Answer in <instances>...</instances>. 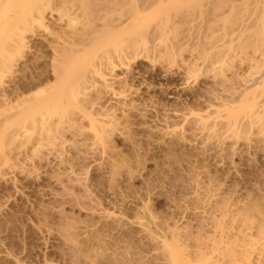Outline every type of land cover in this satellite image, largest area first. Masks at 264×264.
I'll list each match as a JSON object with an SVG mask.
<instances>
[{"label":"rangeland","instance_id":"rangeland-1","mask_svg":"<svg viewBox=\"0 0 264 264\" xmlns=\"http://www.w3.org/2000/svg\"><path fill=\"white\" fill-rule=\"evenodd\" d=\"M40 73L59 111L21 100ZM6 92L0 264H125L124 235L138 264L264 255V0H0Z\"/></svg>","mask_w":264,"mask_h":264},{"label":"bare ground","instance_id":"bare-ground-1","mask_svg":"<svg viewBox=\"0 0 264 264\" xmlns=\"http://www.w3.org/2000/svg\"><path fill=\"white\" fill-rule=\"evenodd\" d=\"M121 26V25H120ZM42 38H44V37H42ZM20 39V38H19ZM19 39H18V41H19ZM23 38L21 37V40H22ZM24 40V43H25V39H23ZM46 41H47V39H46ZM27 42V41H26ZM29 42V41H28ZM34 42V41H33ZM19 43H20V41H19ZM21 43H22V41H21ZM28 44V43H27ZM26 44V45H27ZM32 44V43H31ZM19 45H22V44H19ZM48 45V44H47ZM22 46H24V44L22 45ZM37 46H39V47H42V45L40 46L39 45V43H38V45ZM50 46V45H49ZM17 47V46H16ZM35 47V46H34ZM33 47V48H34ZM65 47V46H64ZM76 47V46H75ZM22 47H19V51H20V49H21ZM26 48V47H25ZM24 48V49H25ZM38 48V47H37ZM36 48V49H37ZM54 48V47H53ZM57 48H58V46H57ZM77 48V47H76ZM18 49V48H17ZM16 49V50H17ZM27 49V48H26ZM61 49V48H60ZM69 49H75V48H69ZM67 47L64 49L63 48V50H64V52L65 51H67V50H69ZM15 50V49H14ZM56 50V49H55ZM58 50H59V48H58ZM57 50V51H58ZM72 50V51H73ZM77 50H78V48L76 49V52H77ZM40 51V50H39ZM54 51V50H53ZM52 51V53L54 54V52ZM62 51V50H61ZM71 51V52H72ZM79 51V50H78ZM84 51V50H83ZM60 52V51H59ZM68 52H70V50L68 51ZM67 52V53H68ZM75 52V51H74ZM74 52H72V53H74ZM75 52V54H77ZM16 53V52H15ZM78 53H80V52H78ZM20 54V53H19ZM56 54V53H55ZM62 54V52L60 53V55ZM58 55V54H57ZM57 55L56 56H54V57H57ZM60 57H58L57 59H59ZM54 59V58H53ZM56 59V60H57ZM54 62V61H53ZM10 63V62H9ZM11 64V63H10ZM16 64V63H15ZM11 65H13V63L11 64ZM10 65V66H11ZM51 65V64H50ZM56 67V66H55ZM7 69V68H6ZM52 71V70H51ZM59 70L57 69V70H54L53 69V71L52 72H54V79L57 81V83L58 82H62V83H64V85L63 86H65L66 88H70L71 86H70V84H68V83H70V81H68V80H65V72L64 71H59ZM3 73V72H2ZM9 73V72H8ZM15 73V72H14ZM17 74V73H16ZM46 74V73H45ZM45 74H41L40 73V76H39V78L35 81V80H33V81H31V83L29 82L28 84H25V85H27L26 87H25V89L27 90H25V92H29V91H31V92H29V95H27L26 97H23V95H22V97H20L21 98V100H22V98H24L23 100L29 105V107H30V110L32 111V113L34 112V111H36V109H37V105L38 104H42V103H46V104H44V105H42L41 107H42V109H48V111H50V108H51V110L52 111H59L60 110V107L58 106V105H53L54 103H56V102H59L60 100H61V98L59 97H56L55 99L54 98H52V99H54L53 100V102L51 101L52 99H50V98H47V99H45V100H43V101H40V102H38L39 101V97H40V95H42V94H46V93H48V89H50V90H52V87L51 86H47L46 87V89H45V86L44 87H42V88H44V89H41L40 91H36L39 87H41V86H43V85H45V83H46V81H47V78H44V77H47ZM53 74V73H52ZM10 75V74H9ZM44 75V76H43ZM37 77H38V75H37ZM11 78V77H10ZM32 78H35V77H32ZM63 79V80H62ZM16 84V83H15ZM47 84V83H46ZM18 86V85H17ZM16 86V87H17ZM20 86V85H19ZM23 86V85H22ZM252 86V85H251ZM255 86V85H254ZM10 87V86H9ZM15 88V87H14ZM18 88V87H17ZM17 88H15V89H17ZM253 88V87H252ZM254 88H256V87H254ZM19 89V88H18ZM23 89V88H22ZM40 89V88H39ZM14 90V89H13ZM12 90V91H13ZM247 90V89H246ZM256 90V89H255ZM4 91V90H3ZM19 91V90H18ZM20 91H22L21 93H24L23 92V90H20ZM248 91V90H247ZM246 91V92H247ZM10 92V91H9ZM9 92H6V93H8V94H6V93H4V94H6V95H4L3 96V98H1V99H3V100H0L1 102V105H4V104H6L5 102H7V103H9L10 102V100L9 99H11V97H12V95L13 96H15L16 94L17 95H19L20 94V92H19V94L16 92V94L15 93H9ZM242 94H243V96L242 97H246V96H244V94H246L245 92L243 93L242 92ZM15 96V97H17V99H18V96ZM250 96V95H249ZM7 97V98H6ZM15 97H12V98H15ZM241 97V98H242ZM20 98H19V100H20ZM8 99V100H7ZM16 99V100H17ZM12 100H14V99H12ZM22 100V101H23ZM9 101V102H8ZM52 102V105H51V102ZM50 102V104H47V103H49ZM4 103V104H3ZM0 105V107L2 108V106ZM6 105H8V104H6ZM5 106V105H4ZM9 107H10V105H8ZM8 106L6 107L5 106V108H8ZM261 205V204H260ZM262 207V206H261ZM260 209V208H259ZM248 210V209H247ZM242 211V210H241ZM246 212H248V211H246ZM254 212H255V210H254ZM258 212V211H257ZM251 213V212H250ZM260 213V212H259ZM258 213V214H259ZM243 214V213H242ZM244 214H245V216H247L246 214L247 213H245V211H244ZM252 214H253V212H252ZM253 215H255V214H253ZM260 215V214H259ZM248 216H249V214H248ZM243 218H244V215H243ZM245 218H247V219H245V220H247V222H249L248 220L250 219L251 220V218H249V217H245ZM249 218V219H248ZM254 218V217H253ZM256 219V218H255ZM258 219L259 220H261L260 218H259V216H258ZM263 219V218H262ZM244 220V221H245ZM257 220V219H256ZM258 220V221H259ZM254 221V220H253ZM264 221V220H263ZM246 222V221H245ZM247 222L245 223L246 224V226L244 225L243 226V228H241L242 226H240V227H238V229L240 228V230H238L239 231V233L240 234H242L243 236L244 235H246V236H250V233H248L249 231H251V229L252 228H255L256 229V227H257V223H255V224H257L255 227H252V225H254V224H251L250 222V224L248 225L247 224ZM262 223V224H261ZM261 226L259 227V229H258V234L257 235H261L262 234V232L261 231H263L262 229H264V222H261L260 221V223H259ZM243 225V224H242ZM259 226V225H258ZM108 228H109V226H108ZM113 228V227H112ZM110 229V228H109ZM234 229V228H233ZM112 231V230H111ZM114 231V230H113ZM112 231V232H113ZM232 231V230H231ZM234 231V230H233ZM237 231V232H238ZM252 231H254V229L252 230ZM117 232V231H116ZM115 232V233H116ZM121 232V231H120ZM120 232H118V234L120 233ZM125 233H123V231L121 232V235H122V233H123V235L124 234H126V232H127V234L129 233L130 234V231L128 232V230L127 231H124ZM133 232V231H132ZM236 232V233H237ZM114 233V232H113ZM238 233V234H239ZM255 233V232H254ZM109 234V233H108ZM107 234V235H108ZM135 234V233H134ZM237 234V235H238ZM256 234V233H255ZM99 236L101 235V234H98ZM111 235V234H110ZM114 235V234H113ZM112 235V236H113ZM132 235H133V233H132ZM241 235V236H242ZM262 235H264V231H263V234ZM102 236V235H101ZM114 236H116V235H114ZM118 236V235H117ZM125 236V235H124ZM124 236H123V238H124ZM128 235H126V238H130L131 239V237H127ZM136 235H134L133 237H135ZM245 236V237H246ZM253 235H251L250 237H252ZM105 238L107 237L106 235L104 236ZM120 237V236H119ZM226 237H228V236H226ZM231 237H233V236H231ZM230 237V240L231 241H233L235 244H236V246H239L240 248H242L243 250H242V253L241 254H239V255H235L236 257H234V258H232V259H229V260H219V262L217 261L218 259H220V258H216L217 260H216V262L214 261L213 262V260H211L210 258H206L208 261H202V263L201 264H264V255H263V253L262 252H264V251H262V252H259L258 254H262L263 256H261V255H259V257L260 258H258V260H255V261H253V260H251V255L255 252V246H253L255 243H257L256 242V240L255 239H252V238H250L249 237V239H251L250 241H247V242H249V243H247L245 240H243V237H242V241L244 242V247H246V249L245 248H243V247H241V245H240V243L239 242H241V243H243L241 240L239 241V239L241 238V237H238L239 239H237V238H231ZM237 237V236H236ZM248 237H246V239L248 238ZM122 238V237H121ZM122 238V240L120 241V239L119 240H117V241H115L114 243H112V244H110L109 243V241L106 243L108 246V248L107 247H105V244H104V249H105V251H107L106 250V248L108 249V251L109 250H111L112 251V255H113V253H115V254H117V252L119 251V250H121L118 254H117V256L119 255V254H121V256H119V257H123V259H127V261H128V263H129V261H130V264H138L137 262H139V260L137 259V257H138V255L140 254V253H144L145 252V249H147V248H145V246L144 245H142V246H140L141 244L139 243L138 245H136L135 243H133L132 242V239H131V242H130V240L128 241L127 239H123ZM95 239V238H94ZM102 239V238H101ZM108 239H109V237H108ZM111 239V238H110ZM113 239V238H112ZM118 239V238H117ZM225 239V238H224ZM223 239V237L220 239V240H224ZM234 239V240H233ZM236 239L239 241H236ZM248 239V240H249ZM100 240V239H99ZM98 240V241H99ZM230 240H227V243H230L231 241ZM254 240H255V242H254ZM263 240H264V236H263ZM228 241H230V242H228ZM136 242V241H135ZM223 242V241H222ZM225 242V241H224ZM246 242V243H245ZM259 243H260V241H258ZM96 243V242H95ZM100 243H102V242H100ZM138 243V242H137ZM213 243V242H212ZM214 243H216V241L214 242ZM232 243V242H231ZM233 243V244H234ZM93 244V243H92ZM91 244V245H92ZM110 244V245H109ZM91 245H89V246H91ZM102 245V244H101ZM213 246H214V244H212ZM263 245L264 244H262L261 246H262V249L264 248L263 247ZM100 246V245H99ZM103 246V245H102ZM140 246V247H139ZM92 247H94L93 245H92ZM101 247V246H100ZM207 247H208V245H207ZM215 248V247H214ZM213 248V249H214ZM239 248V249H240ZM259 248H260V246H259ZM259 248H257V249H259ZM91 249H93V248H91ZM212 249V250H213ZM224 249H226V248H224ZM86 250H89V249H86ZM207 250H208V248H207ZM260 250V249H259ZM215 251V250H214ZM213 251V252H214ZM104 252V251H103ZM205 252V251H204ZM209 252H211V250L209 251ZM209 252H207V253H209ZM231 251H229V253H230ZM233 252V251H232ZM232 252H231V254H232ZM236 252H238V251H236ZM92 253V252H91ZM108 253V252H107ZM212 253V252H211ZM223 252L221 251V258L223 257L222 255H224V254H222ZM225 253V252H224ZM104 254V253H103ZM114 254V255H115ZM226 254V253H225ZM227 254H228V252H227ZM226 254V257L228 258V255ZM235 254V253H234ZM105 255V254H104ZM141 255V254H140ZM203 254H201V256H202ZM109 256V255H108ZM116 256V257H117ZM233 256V255H232ZM253 256V255H252ZM110 257V256H109ZM116 257H115V259H116ZM118 257V258H119ZM211 258H213V257H211ZM204 259V258H203ZM223 259V258H222ZM224 259H225V257H224ZM98 260H99V258H98ZM121 260V259H120ZM124 261H126V260H124ZM124 261H123V263H124ZM118 262H121V261H119V259H118ZM133 262V263H132ZM127 262H125V264H128ZM200 263V262H199ZM119 264V263H118Z\"/></svg>","mask_w":264,"mask_h":264}]
</instances>
